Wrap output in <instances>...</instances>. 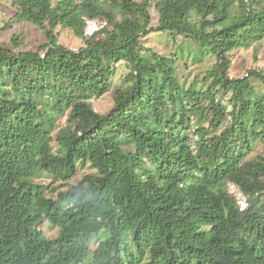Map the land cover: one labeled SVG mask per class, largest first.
<instances>
[{
  "label": "trees",
  "instance_id": "trees-1",
  "mask_svg": "<svg viewBox=\"0 0 264 264\" xmlns=\"http://www.w3.org/2000/svg\"><path fill=\"white\" fill-rule=\"evenodd\" d=\"M16 3V19L47 43L0 48V264H264V157L250 158L264 142L252 82L264 84V72L230 76V54L264 41V0H159L156 29L151 0ZM95 20L105 26L86 37ZM58 28L84 46L62 45ZM154 32L216 57L207 90L143 45ZM123 62L130 73L100 114L92 101ZM86 167L93 173L80 176ZM41 174L62 184L57 197L36 183ZM228 183L250 198L245 212Z\"/></svg>",
  "mask_w": 264,
  "mask_h": 264
},
{
  "label": "rangeland",
  "instance_id": "rangeland-1",
  "mask_svg": "<svg viewBox=\"0 0 264 264\" xmlns=\"http://www.w3.org/2000/svg\"><path fill=\"white\" fill-rule=\"evenodd\" d=\"M106 1V0H103ZM142 1V0H139ZM152 8L151 14L153 17L152 28L156 29L159 26L160 15L157 11L156 4L159 0H151ZM19 8L16 0H0V48H10L16 51H28L37 50L40 46L47 43V38L44 31L29 23L16 19V14ZM92 25L87 23L85 36L91 37L92 30L99 28L102 29L105 26V22L101 20H95ZM8 27L7 30H4ZM96 33L98 31H95ZM56 33L59 37V41L62 45L72 50H79L84 46V40L74 35L71 30L58 28ZM17 38L20 43V47L17 48L13 43V39ZM145 47L153 49L155 52L168 57H173L177 60V69L179 78L187 86L194 82H197L199 88L208 89V85L203 82L206 72L211 69L217 62L216 57L209 56L202 51V48L195 42L188 40L184 37L177 36L176 39L168 33L154 32L147 38L142 40ZM146 53V52H145ZM230 59L233 62L230 76L232 78H244L247 77L250 71L259 70L264 72V41L254 44L249 49H240L230 54ZM130 73V67L127 63L123 62L117 66V74L113 79V86L110 90L106 91L101 98L92 101L94 109L100 114H107L114 107V91L123 86L127 76ZM254 86L260 97L264 96V84L257 79H252ZM233 98V94L219 95V101L223 105L228 106ZM208 104V102H206ZM232 109V108H231ZM231 109L230 112H231ZM204 124H208V118H205ZM67 118L63 117L59 121L60 126H65ZM57 146L55 145V150ZM256 156L264 157V142L260 141L250 158L253 160ZM93 173L90 167L82 168L80 170V176ZM36 183L43 184L48 188L49 196L57 197L63 190L60 182L56 183L51 177L46 174L38 175L35 178ZM241 192V190H240ZM240 192L234 188H231L229 183L226 185L225 193L231 197L237 204L242 199L240 198ZM245 195V194H244ZM248 201L250 198L246 196ZM262 200H264V193L262 194ZM40 230L48 236H54L56 234L55 228L49 223H45L40 227ZM105 236L102 235L101 239ZM99 242L91 245L93 250L98 248Z\"/></svg>",
  "mask_w": 264,
  "mask_h": 264
},
{
  "label": "built area",
  "instance_id": "built-area-1",
  "mask_svg": "<svg viewBox=\"0 0 264 264\" xmlns=\"http://www.w3.org/2000/svg\"><path fill=\"white\" fill-rule=\"evenodd\" d=\"M87 23H89V25H92L94 22L88 21ZM95 31H99V28L96 27V29L92 30L90 34L93 36L96 33ZM229 185L231 188H234L240 192L239 187H237L236 185L232 183H229ZM240 198L242 199L239 201L238 207L241 212H245L249 206V203H248L249 201L246 200V197L242 191L240 192Z\"/></svg>",
  "mask_w": 264,
  "mask_h": 264
}]
</instances>
